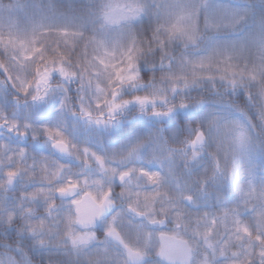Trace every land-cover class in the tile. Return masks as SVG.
<instances>
[{
	"label": "clouds",
	"instance_id": "9594fccd",
	"mask_svg": "<svg viewBox=\"0 0 264 264\" xmlns=\"http://www.w3.org/2000/svg\"><path fill=\"white\" fill-rule=\"evenodd\" d=\"M0 264H264V0H0Z\"/></svg>",
	"mask_w": 264,
	"mask_h": 264
}]
</instances>
